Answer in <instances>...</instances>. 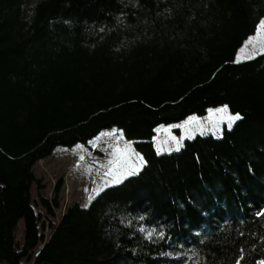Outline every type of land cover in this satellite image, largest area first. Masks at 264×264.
<instances>
[{"label":"trees","instance_id":"16d2710c","mask_svg":"<svg viewBox=\"0 0 264 264\" xmlns=\"http://www.w3.org/2000/svg\"><path fill=\"white\" fill-rule=\"evenodd\" d=\"M263 18L264 0H0V264L264 260V52L236 61ZM221 105L233 127L158 154L159 126ZM111 129L146 163L46 240L34 166Z\"/></svg>","mask_w":264,"mask_h":264},{"label":"rangeland","instance_id":"374dc122","mask_svg":"<svg viewBox=\"0 0 264 264\" xmlns=\"http://www.w3.org/2000/svg\"><path fill=\"white\" fill-rule=\"evenodd\" d=\"M262 44H264V39L252 41L248 39L239 50L236 61L242 62L264 52ZM245 57L251 58L246 59ZM207 116L201 117L199 126L196 122L188 125L185 121L177 124L180 125L179 127L177 125H172L171 128L159 126L156 129L154 138L155 148L159 153L169 152L160 151L167 147L175 149L177 144L174 142L162 143V141H170L171 136L178 138L179 149L183 146L186 139H192L197 135L212 134L217 137L221 136L220 131H213L208 128ZM224 126H227V124L221 125L222 132ZM117 147L127 149L129 155L137 163L139 157L142 156L135 151L131 142L124 139L121 131L111 129L102 132L88 145L79 143L74 147L60 146L51 156L36 163L33 171L37 181L33 184L32 196L35 200L36 211L43 215V220L47 225L45 229L46 240L50 238L53 232L49 223L58 224L69 206L75 203H80L83 206L88 205L104 189L113 186L109 173L115 169L116 165L114 162L119 159V153L116 152ZM58 190L59 207L54 208L55 216H51L41 205V199L43 197L48 198L52 202ZM23 231L24 221L21 220L17 231L20 241H23Z\"/></svg>","mask_w":264,"mask_h":264},{"label":"snow or ice","instance_id":"6c2138e0","mask_svg":"<svg viewBox=\"0 0 264 264\" xmlns=\"http://www.w3.org/2000/svg\"><path fill=\"white\" fill-rule=\"evenodd\" d=\"M256 35L249 37V40H257V39H264V19H261L258 23V25L256 26L255 29ZM262 47H264V44L261 45ZM246 59L251 58V57H245ZM207 125L208 128L210 130L213 131H220L222 134V128L221 125L222 124H227V126L229 128H231L232 124L238 120L241 119V116L239 113H231L228 110V105H221L215 108H209L207 109ZM200 120L201 118L196 117L195 115H190L189 117H187V120L185 121L186 124L191 125L193 122H196L197 125H200ZM178 127L180 125H177ZM168 128H171L172 126L169 125L167 126ZM203 134V132H202ZM170 142H174L175 144H177V147L175 149H173L172 147H167L164 149H161L160 151H179V140L178 138L171 136L170 137V141H162L163 144H168ZM116 152L119 153V159L117 161H115V169L113 171H111L109 173V175L111 176V184L112 185H117L119 183L122 182V180L124 178H127L129 176L138 174L139 169H141L144 164L146 163V161L143 160V157L140 156L139 157V161L138 163L134 160V158L132 156L129 155L128 150L127 149H121L119 147H117ZM159 154V152H158ZM189 202L193 203L195 205V201H192L191 198H189ZM88 205H85V207H87ZM257 216H264V209H261L260 211H257L256 213H254ZM204 215H207V213H204ZM140 219L142 220L143 217H140ZM139 231L141 232H145V229L143 227H141L139 229ZM154 231V230H153ZM241 235H243V233H240ZM146 238L147 239H151L153 232L152 231H148L145 233ZM157 235L163 239L164 238V234L162 232L157 233ZM241 251H243L241 249ZM236 264H240V261H236ZM259 264H264V260H261L259 262Z\"/></svg>","mask_w":264,"mask_h":264},{"label":"crops","instance_id":"0c3cea01","mask_svg":"<svg viewBox=\"0 0 264 264\" xmlns=\"http://www.w3.org/2000/svg\"><path fill=\"white\" fill-rule=\"evenodd\" d=\"M262 53H263V52H262ZM260 54H261V53H260ZM255 56H257V55H255ZM255 56H254V57H255ZM252 58H253V57H252Z\"/></svg>","mask_w":264,"mask_h":264}]
</instances>
